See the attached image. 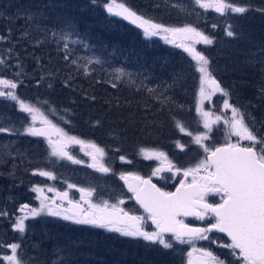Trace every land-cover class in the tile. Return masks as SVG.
<instances>
[{
  "label": "trees",
  "instance_id": "trees-1",
  "mask_svg": "<svg viewBox=\"0 0 264 264\" xmlns=\"http://www.w3.org/2000/svg\"><path fill=\"white\" fill-rule=\"evenodd\" d=\"M183 1L193 4V0ZM105 2L0 0V36L6 37L0 42V58L6 61L0 65V78L20 82L16 92L26 102L33 104L42 100L41 107H54L68 113V122L72 126L68 133L72 136L94 142L108 154L115 145H120L126 149V159L131 161L128 166H145L142 157L137 156L139 146L140 149L148 145L155 150L170 151L181 133L176 122L185 125L184 120L193 114L191 109L197 100L194 93L198 88L188 85L194 61L184 51L174 56L175 60L169 46L162 45L157 38L148 40L142 29L121 17L110 15L104 7ZM118 2L130 4L138 13L159 23L173 26L192 24L208 36L214 34L209 20L210 16L216 18L215 14L198 8V16L189 17L185 11L173 6L180 5V0ZM235 2L250 8L244 14L234 15L236 23L232 31L236 35L228 36V40L223 39L217 46L213 43L197 49L208 57L211 66L216 67L224 60L222 53L228 56L227 53L231 52L229 59L233 55L239 66L235 69L229 66L231 72H224L219 82L235 93L230 94L234 104L252 112L258 125L253 126L254 131L259 130L260 136H264V11L257 10L264 9V0ZM44 17L49 20H44ZM44 21H52L106 52L109 55L105 61L107 66L105 63L84 64L80 60L73 64L71 61L77 57L64 53L56 39L51 35L48 38L40 30ZM218 35L215 34L220 38ZM232 46L242 52H232ZM4 48L8 58L2 56ZM65 55L69 57L67 60ZM128 62L130 66L125 72L132 74L130 79L126 78L125 72L120 80L102 70L109 65L115 67ZM80 65L89 67L90 73ZM114 83L116 87L112 86ZM186 86L189 87L188 94L183 91ZM148 89H154V92L150 93ZM157 96L169 99L166 104H161ZM0 115L5 120L0 127L10 128L8 124L11 122L19 126L15 131L24 130L22 127L28 115L20 111L16 102L0 98ZM109 130H118L121 137L112 135L110 138ZM9 134L28 149L41 145L38 138L30 143L27 135ZM19 147L25 148L23 145ZM10 163L11 160L0 162V210L7 212L6 216H0V230L4 231L2 237L7 243L13 237L9 223L18 214V204L27 196L21 194L22 191L27 192L23 173L10 168ZM26 173L30 177L29 171ZM25 224L21 243L32 252L29 258L37 259L36 264H178L179 251L175 249L164 251L160 246L103 228L90 225L76 227L72 223L67 226L61 221L55 224L46 221L44 225L31 221ZM211 245L203 246L214 251Z\"/></svg>",
  "mask_w": 264,
  "mask_h": 264
},
{
  "label": "snow or ice",
  "instance_id": "snow-or-ice-1",
  "mask_svg": "<svg viewBox=\"0 0 264 264\" xmlns=\"http://www.w3.org/2000/svg\"><path fill=\"white\" fill-rule=\"evenodd\" d=\"M92 2L95 3L96 0H92ZM193 3L200 9L214 11L220 16L244 14L250 10L248 6L239 5L235 0H193ZM173 6L181 11H187L181 5ZM104 7L110 15L121 17L142 29L145 37H160L166 43L188 53L195 62V70L199 73L201 107L198 111L203 118L204 128L210 132L214 124L223 121L227 125L229 138L235 136L238 139L235 143L209 148L203 143L209 138L207 132L195 135L193 142L200 145L207 155L195 167L183 170L175 168V174L182 172L183 176L175 192L163 191L152 184L150 179H143L134 174H121L120 179L128 184L129 191L133 193L136 201L147 213V217L132 215L125 211L119 207L123 201H119L117 204H110L107 201L93 203L90 198L94 195L95 188L78 189L82 193L80 201L83 203L69 198L67 191L58 193V198L61 201H66L69 205V207H64L63 203H57L56 199L45 196L44 188L36 186L32 191L39 193L37 197L41 200L39 208L23 205L20 212L24 215L16 218L14 229L24 233L26 231L25 221L42 214L60 217L78 225H90L110 232H117L126 237L142 238L144 241L158 244L165 249H172L173 241L193 245L192 250L188 252L189 264H193L191 259L193 254H198L196 264H227L210 249L195 246L197 241L217 244L218 241L211 234L224 233L230 238V243L218 246L229 249L228 254L238 264H264V136H258L249 126V122L253 119L250 114L249 122H246V114L230 104L228 99L223 101V109L231 111L229 119H224L220 115L214 116L211 111L204 110L205 100H210L217 93H221L224 97L229 95L213 76L208 57L195 47L199 44L211 45L213 39L192 24L170 26L156 22L118 0H106ZM257 10L264 11V9ZM212 27L217 26L212 25ZM55 35L56 33H53V36ZM72 35L73 33L65 31L60 39L71 41ZM226 35L229 37L236 35L232 31L231 24L226 25ZM4 39H6L5 36H0V40ZM73 42L83 43L78 38ZM64 49L68 51L67 42L64 44ZM68 58V55H65L64 59ZM71 62L77 63L74 59ZM92 62L89 61V63ZM5 63L6 61L0 58V65ZM95 63H100V61L96 60ZM80 67L85 68L87 72L86 65H80ZM120 71L121 75L116 79L122 78L123 70ZM16 75L19 76L20 73L17 72ZM19 83L13 79L0 78V98L16 102L20 111L31 117V124L25 129L26 134L46 138L50 156L56 157L60 161H70L72 164H83L84 161L75 158L68 151L69 145L75 144L90 149L86 153L92 160L88 167L103 174L113 172V169L104 163L106 152L103 147L69 135L63 128L49 120L39 108L21 99L16 92ZM133 83L135 82L133 81ZM112 86L116 87L117 85L114 83ZM148 91L151 93L154 92V89H148ZM156 99L161 104H166L169 98L161 99V96H157ZM38 119L40 127L36 126ZM176 126L181 132H185L189 136L193 135L179 121L176 122ZM13 131L14 129L0 127V133ZM241 141H247L248 144L243 145ZM179 146L182 149L184 147L183 145ZM141 153L149 160L154 158L167 160L163 152L141 149ZM119 159L131 163L124 156H120ZM174 167L171 162H168L165 167L157 168L153 174L156 175L165 170L173 171ZM34 174L53 180L57 178L54 172L42 169L37 170ZM130 178L136 183H130ZM68 187L75 188L76 185L70 184ZM48 191H53V189L49 188ZM210 195L218 196L220 202L210 203L208 201ZM6 215L7 212L0 210V216ZM190 216L201 221L208 219L209 223L205 227H193L182 219V217ZM149 220L155 226V231L145 229L144 225ZM168 234L171 235L168 236ZM7 247L10 249V254L0 259L6 261L7 264H27L23 254H18V250L21 248L20 244L12 243Z\"/></svg>",
  "mask_w": 264,
  "mask_h": 264
},
{
  "label": "rangeland",
  "instance_id": "rangeland-1",
  "mask_svg": "<svg viewBox=\"0 0 264 264\" xmlns=\"http://www.w3.org/2000/svg\"><path fill=\"white\" fill-rule=\"evenodd\" d=\"M179 3L181 6L187 9V11H185L186 12L185 14H188L189 17L191 15L198 16V12L196 11V9H198L199 7L195 6L194 3L193 4L191 2L186 3L183 0H180ZM128 7H130V4H128ZM132 9L135 10L134 8ZM205 12L213 13L216 16V18L214 19L212 18V16H210V20H209L210 30H212L214 34H212L209 37L213 39V43H214L213 45L217 46L219 42L223 41V39L228 38V36L225 34L226 25L231 24L232 28H234V24L236 23V19L234 18L235 14L230 15V16H220L219 14L211 10H208ZM44 20H49V19L47 17H44ZM212 25H216L217 27L213 28ZM170 26H173V25H170ZM41 27H43V29H40V30L44 31L47 34L48 38L51 35V37L56 39V42H58V45L62 47V50L64 53L69 54V56L73 58L77 57L75 59L77 62L78 60H80L85 64V62L89 63L90 60L93 61L92 63H95L96 60H99L100 61L99 64H103L105 63L106 59L109 57V55H107L106 52L95 48L89 40L81 39L77 37L74 33L71 36V41H65V40L60 39V36L63 34V32L65 31L71 32V31L66 28H62L56 25L52 21H44L41 24ZM53 33H56V35L53 36ZM218 33L220 35H218ZM215 34L220 36V38L215 36ZM77 38L83 41V43H74L73 41H75ZM156 38L159 41H161L160 43L162 45L164 46L167 45L172 49L173 57L174 56L177 57L178 55H180V53H182L183 49L177 48L174 45L166 43L160 37H152V38H148V40L150 39L154 40ZM66 42L68 43V51H65L64 49V44ZM199 46L207 47L209 45H203V44L195 45L196 48ZM220 46H223V43ZM235 51H238L239 53L242 52L238 48L233 47L232 52H235ZM166 53L169 54L168 52ZM230 53L231 52L227 53V55L229 56ZM222 54L224 55V57L222 58L224 60L223 62L217 63L219 67L211 66L210 64V69L212 71V74L218 81L221 79V76L224 74V72H228V71L231 72V69L229 70V66L231 67L232 65L233 69H235V66H239L238 64H236L237 61L235 60L233 55L231 56L232 59L230 60L229 57L225 55V52H223ZM4 55L8 58L5 48L3 50L2 56ZM176 59L177 58H175V60ZM92 63H89V64L93 65ZM129 66H130V63L128 62V63L121 64L120 66H115V67H112L111 65H109L108 68L103 67L102 70L108 72V75L111 74V75L120 76L121 75L120 70H123V73H124L125 71L129 69ZM87 71L90 73L89 67L87 68ZM190 73H191V81H189L188 86H191L192 88L193 86H197L198 89L194 93V95L197 96L196 97L197 100L193 104L194 107L192 109L190 108L192 110L191 113L193 114H191L192 115L191 118L184 120V122L187 123L184 126L187 129V131L191 132L193 135L189 136L185 132L179 133L180 137L176 140L175 145L171 148L170 151L163 152L159 149L155 150L152 148V146L148 147V145L144 148H141V149H149V150H155L158 152H163L166 155L167 160H164L163 158L161 159L154 158L151 160L146 159L141 153V149L139 146L140 153H137V156L142 157V159L145 162L144 164L145 166H141V165L135 166L132 164L128 166L127 165L128 163L121 161L119 159L120 156H124L125 158L128 157L127 154L125 153L126 149L125 148L123 149L120 145H117V146L115 145L109 154L107 153L105 149L106 156L104 157V163L106 165H109L113 169V172L108 173V174H103V173L97 172L95 169L91 167H88V165L92 163L91 157L86 155V153L90 151V149L83 148L80 145L72 144V145H69L68 151L75 158L84 161V163L83 164H72L70 161H66V160L60 161L56 157L50 156V148H49L46 138L34 137V136H30L26 134L25 129L31 124V117L27 113H25L26 115H28L26 117L27 122L24 123V126L23 124H20V126L21 125L23 126L22 128H24V130H19V132L14 130L13 133L18 134V135H27L28 136L27 138H29L28 142L30 143L35 142V138H38L41 140V141H38L39 143H41V145H35L34 147H31V148L29 147L28 149L27 147H25L24 144H19V141L14 140L13 136L12 135L10 136L9 133H0V162L1 164H3L6 161L11 160L9 167L12 169H15L19 173H23L25 182L27 184V192H23V191L21 192V194H27V196L25 197L26 199L22 200V202L18 204V207H17L18 214L15 217H12L11 223H9L11 224L9 228L11 231V235L13 234V237H14V238L12 237L11 239L12 241L10 243L3 241L2 235L4 231L0 230V258H2L5 255L10 254V249L7 247V245H10L12 243H18L21 246V248L18 250V254H21V253L23 254V257L27 261V264H36L37 259L35 260V259L29 258L30 253L32 252L26 249L24 244L21 243L22 238H23V236L21 235L23 233L16 231L13 226L16 218L24 215V213L20 212V208L23 205H29L32 208H39L40 203H41V200L37 199V197L39 196V193L32 191V189L36 187L35 184H39L37 186L44 188L45 196L52 198V199H56L57 203H63L64 207H69V205L67 204L66 201H61L58 198V193L67 191L69 193V198H71L74 201H80L82 193L79 192L78 190L79 188H86V189L95 188V193L90 198L93 203H101L103 201H107L110 204H117L119 201H123V203L119 204V207L123 208L125 211L126 210L130 211L138 216L147 217V213L143 211L140 206H137L136 202L133 200V196L129 194L127 189H125L124 184L122 183L120 179L121 174H134V175H138L143 178L150 177L153 183L157 184L159 187L162 185L170 189V191L174 192L176 188L179 187L180 180L183 179L182 172L181 174H175V168H180L181 170H183V169H187L190 167H195L196 164L199 163L200 160L204 159L205 156L207 155V153L204 152L203 148L200 147V145H197L193 142V138L195 135L207 132L209 138L203 141V143L207 145L209 148L221 147L226 143H235L238 138L235 136H232L229 138L227 125H225L223 121H221L218 124H214L210 132H208V130L204 128L203 118L200 115V112L198 111V109L201 107L200 95H199L200 79H199V73L195 70V62L193 63V66H191ZM124 74L126 75L127 79H130L132 76V74L129 72H125ZM188 86L185 87L186 89H183V91L187 94L189 90ZM221 87L223 88L222 85ZM224 89L226 90V87ZM226 91L229 94L228 97H224L221 93H217L216 95L212 96L210 100H205L203 104L204 110L211 111L214 116L220 115L224 119H229L231 117V111L230 110L225 111L223 109V101L225 99H228L230 104L239 108L242 112L246 114L245 115L246 122H249V114H250V117L253 119L251 120V122H249V126L254 131L253 126H256L257 123L255 121V118L253 117L254 115L252 114V112H248L246 109L241 108L238 105L234 104L233 100L231 99L230 94L232 93V95H234L235 93H233L231 89L229 90L227 89ZM214 99H216L218 103H216ZM33 105L39 108L40 111L45 116H47L49 120L57 124L59 127L63 128L67 133L69 132L68 130H70L72 126L68 122L69 120L68 113L66 112L62 113V111H59L58 109L56 110L54 107L53 108L41 107L42 100L35 101ZM185 112L187 113V110H185ZM0 124H5V120L2 115H0ZM8 126L13 129L19 128V126L13 125L11 122L8 124ZM36 126L37 127L41 126L39 123V119L37 120ZM109 132H110L109 133L110 138L112 137V135L116 137H121L119 136L120 132H118V130H115V131L109 130ZM256 134L260 136V131L258 130ZM53 139H55V137H53ZM242 143L245 145L248 144L247 141H241V144ZM20 145H23L25 148L19 147ZM179 145H183L184 146L183 149ZM32 151H34V153H32ZM168 162H171V164L175 166L173 171L165 170V171L159 172L156 175L153 174L155 173L157 168L165 167ZM139 166L143 168H140ZM37 167H40V168H37ZM34 168H37V170L42 169V170L52 171L54 172L57 178L53 180L47 177L39 176L38 174H34L37 171ZM28 171H29L30 177L27 176L26 172ZM189 180H191V177H189ZM70 184L76 185V187L69 188L68 185ZM49 188H52L53 191H48ZM85 199H88V197H85ZM80 202L83 203V201H80ZM5 206H7L8 208L7 204ZM30 221L34 224L38 223L41 225H44L46 221L47 222L51 221L53 224L58 223V221H61L63 222V225H65L66 223L67 226H69V223H72L76 227L86 226V225H78L71 221L63 220L60 217H53V216H48L44 214L36 218H29L25 221V223L30 222ZM144 227L147 231H155V228L150 223V220L146 222ZM211 235L215 237V239L218 241L217 244L211 245V247L214 249L213 251L214 254L219 256L222 260H225L227 264H238V262L232 256L228 254L230 252L229 249H225V248L218 246L219 244L230 243L227 237L219 233H213ZM135 239L143 240L142 238H135ZM145 242L148 243L149 245L151 244L148 241H145ZM209 244L211 243H209L208 241H197L195 243V246L197 248H201V247L205 248L203 245H209ZM154 245L160 246L158 244H154ZM173 245L174 246L172 249H165L162 246L160 247L164 251H169V250H174V249L179 251L178 257L176 258L178 261V264H182V263L189 264L190 258L188 257V252L192 250L193 245L180 244L179 242H176V241H173ZM197 255L198 254H193V257L191 258L193 261V264H196ZM0 264H7V262L0 259ZM37 264H45V263L39 262Z\"/></svg>",
  "mask_w": 264,
  "mask_h": 264
},
{
  "label": "flooded vegetation",
  "instance_id": "flooded-vegetation-1",
  "mask_svg": "<svg viewBox=\"0 0 264 264\" xmlns=\"http://www.w3.org/2000/svg\"><path fill=\"white\" fill-rule=\"evenodd\" d=\"M35 185L37 186L39 184H35ZM208 201L210 203H218V202H220V198L218 196L210 195L208 197ZM127 212H130V211H127ZM130 213H132V212H130ZM182 219H184V222L185 223H188L191 226H196L197 225L199 227H205L209 223V220L208 219H205V220L201 221V220H197L195 217H193V218H190V217H182Z\"/></svg>",
  "mask_w": 264,
  "mask_h": 264
},
{
  "label": "water",
  "instance_id": "water-1",
  "mask_svg": "<svg viewBox=\"0 0 264 264\" xmlns=\"http://www.w3.org/2000/svg\"><path fill=\"white\" fill-rule=\"evenodd\" d=\"M220 83V82H219ZM146 179H150L151 180V178H146ZM122 182H123V184H124V186H125V188L128 190V192L129 193H131V194H133L131 191H129V189H128V184L124 181V180H122ZM129 182L130 183H136V181H134V180H132L131 178L129 179ZM151 182H152V184H155V183H153V181L151 180ZM156 185V184H155ZM156 187H158L157 185H156ZM159 188V187H158ZM161 189V188H160ZM175 192V191H174ZM134 200L136 201V199H135V197H134ZM136 203L137 204H139L137 201H136ZM140 205V204H139ZM140 207H141V205H140ZM142 208V207H141ZM143 209V208H142ZM144 210V209H143ZM133 215V214H132ZM190 218H193V217H191L190 216ZM154 226V225H153ZM155 227V226H154ZM197 227V226H196ZM224 234V233H223ZM171 234H168V236H170ZM224 235H226V234H224ZM227 236V235H226ZM228 238V237H227ZM229 240H230V238H228Z\"/></svg>",
  "mask_w": 264,
  "mask_h": 264
},
{
  "label": "bare ground",
  "instance_id": "bare-ground-1",
  "mask_svg": "<svg viewBox=\"0 0 264 264\" xmlns=\"http://www.w3.org/2000/svg\"><path fill=\"white\" fill-rule=\"evenodd\" d=\"M26 61V60H25ZM103 67V66H102ZM36 76V75H35ZM224 88V87H223ZM227 90V89H226ZM224 99V98H223ZM217 110V109H216ZM11 117V116H10ZM12 118V117H11ZM10 119V118H9Z\"/></svg>",
  "mask_w": 264,
  "mask_h": 264
}]
</instances>
